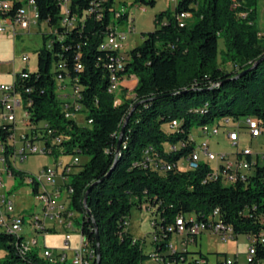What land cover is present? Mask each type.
Returning a JSON list of instances; mask_svg holds the SVG:
<instances>
[{
  "label": "trees",
  "instance_id": "obj_1",
  "mask_svg": "<svg viewBox=\"0 0 264 264\" xmlns=\"http://www.w3.org/2000/svg\"><path fill=\"white\" fill-rule=\"evenodd\" d=\"M134 1L152 7L157 2ZM35 3L38 22H47L54 32L43 35L37 70L23 69L28 78L22 83L30 89L24 91L26 109L30 123L47 121L56 130L49 138L44 136L52 148L50 155L90 156L78 172L69 174L74 189L71 205L83 215L81 232L96 253L98 232L99 264H144L153 261V253L161 259L159 264L185 262L189 249L166 248L173 237L168 228L179 215L188 223L192 215L198 222L205 221L217 208L234 238L250 237L257 251L255 260H264V166L257 165L247 181L231 185L209 179L212 169L207 164L198 170L177 167L193 150L191 133L197 125L248 115L264 124V36L258 28V0H176L173 10L155 15L156 29L143 33V43L126 54L105 46L117 25L130 20L126 0H69L66 24L61 0ZM23 5L15 1L6 14L14 15ZM186 13L194 21L189 22L188 16L181 26L178 15L180 19ZM220 37L226 44L224 61L240 70L219 66ZM113 74L138 78L134 98L115 103L116 93L109 91ZM62 79L80 89L79 101L91 125L65 117L56 92ZM118 85L121 90L122 81ZM173 120L179 121L175 130L169 127ZM35 130L47 134L43 127ZM13 133V124L0 126V141L8 142ZM56 135L61 136L60 143L51 141ZM149 146L175 168L163 173L161 164L146 161ZM5 153L8 159V148ZM34 185L37 192V181ZM87 191L91 216L84 205ZM145 203L155 222L150 253L143 249L145 239H135L127 229L133 207ZM24 241L22 233L0 231V252H4L0 264H72L67 259L42 258L36 247L24 254ZM199 257L208 259L202 252Z\"/></svg>",
  "mask_w": 264,
  "mask_h": 264
},
{
  "label": "built area",
  "instance_id": "obj_2",
  "mask_svg": "<svg viewBox=\"0 0 264 264\" xmlns=\"http://www.w3.org/2000/svg\"><path fill=\"white\" fill-rule=\"evenodd\" d=\"M15 1H22L24 5L19 8L14 15L6 14L14 7ZM175 5L176 0H167ZM68 4L69 0H61L63 7L64 19L63 23L66 24L68 20ZM190 17L189 13H186ZM39 14L36 7L35 0H0V34H11L14 38L18 35L29 33L32 24H39ZM179 21V15H178ZM135 30L132 21L130 22L129 32ZM128 32L115 29L105 40V46L113 50L121 52L124 48V43L127 39ZM23 61H28V56H24ZM120 62V61H119ZM81 68V66H79ZM21 73L19 80L17 74ZM28 78V73L15 72L12 75L10 83H0V126L14 125V133L9 138L8 142L0 141L1 148H8V158L18 156V136L16 133V111L18 109L24 110V121L27 125V130L20 134V142L22 143V149L20 155L24 156L30 154H50L52 148L48 146L47 139L54 132L55 129H51L50 124L47 121L41 122L38 125L30 123L29 113L26 109V101L24 97V91H30L22 83L24 79ZM119 81H123V78H119L115 74L111 76V84L109 89H118ZM56 92L62 101L63 112L66 118H74L76 121V114L84 112V105L79 101L81 98L80 89L73 85L69 80H59L57 82ZM92 120H89L86 125H91ZM78 123V121H77ZM178 120H173L169 127L172 130L176 129ZM79 124V123H78ZM43 127L47 130V134H42L36 128ZM203 139L196 141L193 133H191V140L193 150L187 154V157H183L177 163V167L182 170H198L203 164H207L211 167V173L208 176L209 179L220 180L224 184H235L239 181H247L251 175L256 171V166H264V153L253 152L250 148L242 146V130L247 132L250 142L264 135V124L257 116L248 115L238 119L224 118L220 122L211 123L210 125H199ZM44 130V131H45ZM223 131L227 142L235 149L233 153L235 160L230 159L229 154L216 153L212 150L209 139L215 138L219 140V134ZM51 141L54 143H60L61 136H53ZM40 143L41 145H39ZM179 146L169 147V151L177 150ZM145 160L153 165L158 166L161 164V171L163 173L175 168L170 162H163L160 160L159 154L155 152L154 147L149 146L145 150ZM9 159H1L5 165ZM217 162L216 166L212 165V162ZM80 163V158L75 156L73 162H62L55 166H46L41 170L39 176L35 177L37 181V193L39 188L42 189V200L44 202V210L46 216L55 219L59 224L65 226L68 229L73 228L72 218L74 213L70 208L71 197L74 193V189L71 186V180L69 176V169H74ZM10 164V163H9ZM4 166V170L7 174L13 175L10 165ZM3 177V176H2ZM61 180V182H59ZM3 186V179L0 178V186ZM65 191L66 199L70 201L69 208H66V199H63V192ZM142 209L151 213V208L148 204H143ZM219 209H215L212 213L206 216L205 221H197V217L192 215L189 217V223L185 216L179 215L176 218V223L168 228L170 232H173V237L167 242L166 248L172 252L185 251L188 249L189 243L193 241L197 242V238L202 233H211L221 235L223 238H234L233 230L230 226L225 225L219 219ZM26 223L25 217L22 215H14V205L12 201L6 196H3L2 203H0V231H6L9 233H22V227ZM154 220L152 218V226L155 229ZM33 234H36L32 239L24 241L22 244V252L25 254L29 252L34 246L38 244L37 235L39 233L50 230L45 228V224L40 217H34L29 222ZM176 236L177 240H174ZM155 232H153L152 239H155ZM249 239H251L249 237ZM252 240V239H251ZM71 234L67 233L65 236V246L70 248ZM257 254L256 247L251 241L249 251L248 264H264V260L256 261L255 256ZM40 256L46 259H53V252L51 249L45 247L40 250ZM97 256L96 250L91 247L86 236L81 232L78 246L74 249V257L71 261L72 264H93ZM57 258V257H56ZM64 261L67 255L64 253L57 258ZM161 259L153 253V262L159 264ZM209 259L199 257L196 264H208ZM218 264H237V261H230L227 257L221 260Z\"/></svg>",
  "mask_w": 264,
  "mask_h": 264
},
{
  "label": "rangeland",
  "instance_id": "obj_3",
  "mask_svg": "<svg viewBox=\"0 0 264 264\" xmlns=\"http://www.w3.org/2000/svg\"><path fill=\"white\" fill-rule=\"evenodd\" d=\"M124 1L120 2L123 4ZM258 28L260 35L264 36V0H258ZM175 8V4L167 0H157L154 7L144 5L134 0H126L125 9L128 11L132 19V24L135 28L133 32L130 30V22L118 24L117 29L128 32L127 39L124 43V48L121 50L122 54H126L132 48L143 43V33H147L156 29L155 15L160 11ZM194 18H189V22H193ZM54 30L50 28L47 22H40L39 24H32L30 32L18 35L14 38L11 34H0V83H10L12 75L24 68L30 71H36L38 66L37 51L43 45V35H50ZM226 51V44L224 37L219 38V55L218 63L222 69L225 70H240V66H235L231 62L224 61V53ZM28 56V61H23V57ZM128 90L121 87V90L115 94V103L121 104L125 98H134V95L127 96ZM76 119L79 125H85V113H77ZM16 133L18 136V156L9 157L8 164L17 171L18 175L7 174L4 170L6 166L0 161V178L3 179V186H0V203H2L3 196L6 195L14 205V215H22L25 217L26 223L22 227V234L24 240L32 239L36 234H33L32 228L29 224L34 217L42 218L45 228L51 229L37 235L38 244L34 248L42 250L47 247L52 250L53 256L59 258L60 255L66 254L68 261H72L74 257V249L78 246L81 235V223L83 215L74 211L70 201L66 199L65 191L63 192V199H66V208L72 209L74 216L71 219L73 228L68 229L61 225L55 219L46 216L44 210V202L42 200V189L35 192L34 184L35 177L39 176L42 169L46 166L55 167L59 161L73 162L75 156L80 158L79 165H83L89 161L88 154H71L61 155L56 157L50 154H26L20 155L22 143L20 142V134L27 130V125L24 121V110L18 109L16 111ZM43 125V122H41ZM165 127V126H164ZM196 141L203 139L199 126H195L192 130ZM242 146L252 149L256 153H264V135L255 138L250 142L247 132L242 130ZM211 148L214 152L221 154H229L231 160H235V149L225 139V134L221 130L219 140L215 138L209 139ZM41 145L40 143H38ZM217 162H212L216 166ZM75 166L72 172H78L81 166ZM3 176V177H2ZM71 180V176H70ZM152 214L142 208L133 207L130 217L127 221V229L134 236L135 239H145L143 249L145 253H150L153 250L152 237L154 228L152 226ZM55 225V226H54ZM67 233L71 234L70 248L65 246V236ZM174 240L178 239L174 236ZM251 239L245 234H240L235 238H223L218 234L202 233L198 236L197 242L191 241L188 249L190 251L188 260L180 262L179 264H196L194 257H199V252H202L209 259L208 264H218L219 261L227 257L230 261H237V264H248L249 251L251 246ZM4 252H0V257ZM144 264H156L153 261H145ZM176 264V263H171Z\"/></svg>",
  "mask_w": 264,
  "mask_h": 264
},
{
  "label": "crops",
  "instance_id": "obj_4",
  "mask_svg": "<svg viewBox=\"0 0 264 264\" xmlns=\"http://www.w3.org/2000/svg\"><path fill=\"white\" fill-rule=\"evenodd\" d=\"M132 19L130 17V20L129 22H131ZM12 79V78H11ZM138 83V78L135 76V75H131V76H125L123 78V81H122V87H125L127 88L128 90V93H127V96H130V95H135L133 93V89L135 88V86L137 85ZM72 172V169L70 170V173ZM69 173V174H70ZM59 182H61V180H59ZM55 226V225H54ZM130 232V231H129ZM68 258V257H67Z\"/></svg>",
  "mask_w": 264,
  "mask_h": 264
},
{
  "label": "water",
  "instance_id": "obj_5",
  "mask_svg": "<svg viewBox=\"0 0 264 264\" xmlns=\"http://www.w3.org/2000/svg\"><path fill=\"white\" fill-rule=\"evenodd\" d=\"M128 118H129V116H127L126 121L128 120ZM125 124H126V122L123 124V126L121 128V133H120L119 140H118V143H117L118 150L120 149V145H121V142H122V136H123V132H124V129H125ZM88 191H87V193L85 195V198H84V205H85V208H86L88 214L91 216V212L87 208ZM96 235H97V246H98V249H97V262H96V264H99L101 253H100V239H99V236H98V232L96 233Z\"/></svg>",
  "mask_w": 264,
  "mask_h": 264
},
{
  "label": "bare ground",
  "instance_id": "obj_6",
  "mask_svg": "<svg viewBox=\"0 0 264 264\" xmlns=\"http://www.w3.org/2000/svg\"><path fill=\"white\" fill-rule=\"evenodd\" d=\"M188 17V15H186V14H182L181 16H180V19H179V21H180V23H181V26H184V19H186ZM109 91H111V92H113V93H117L118 91H120L119 90V85H118V89H109ZM178 126H179V123H177L176 124V129L178 128ZM6 149L7 148H1V150H0V158L1 159H7V157H6V153H5V151H6ZM70 170L71 169H69V173H70Z\"/></svg>",
  "mask_w": 264,
  "mask_h": 264
}]
</instances>
